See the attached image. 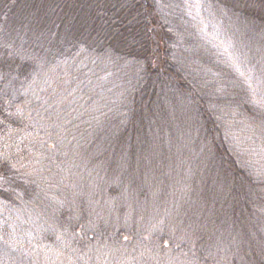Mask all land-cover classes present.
<instances>
[{
	"label": "trees",
	"instance_id": "1",
	"mask_svg": "<svg viewBox=\"0 0 264 264\" xmlns=\"http://www.w3.org/2000/svg\"><path fill=\"white\" fill-rule=\"evenodd\" d=\"M0 264H264V0H0Z\"/></svg>",
	"mask_w": 264,
	"mask_h": 264
}]
</instances>
